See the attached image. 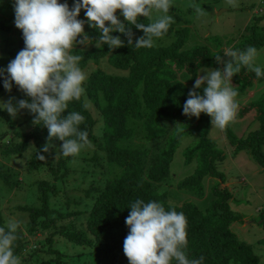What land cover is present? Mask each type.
<instances>
[{
	"label": "trees",
	"instance_id": "1",
	"mask_svg": "<svg viewBox=\"0 0 264 264\" xmlns=\"http://www.w3.org/2000/svg\"><path fill=\"white\" fill-rule=\"evenodd\" d=\"M67 1L58 0L60 3ZM261 17L253 16L252 24L245 28L248 34L239 44L231 45L230 49L243 51L248 46H254L259 50L264 46V27L259 25ZM77 19L83 20L80 15ZM155 19L140 17L139 22L147 25ZM122 23L128 26L126 21ZM7 29L0 22V30ZM132 31L135 43V39L143 36V32L134 26ZM84 33L90 37L91 43L86 46L76 44L71 50V54L82 57L79 62L82 70L89 62L98 63L106 58L111 66L126 71L125 75L107 74L102 69L92 71L83 84L85 94L79 100L70 101L62 113L66 116L68 112L76 111L85 118L79 129L87 131L88 140L95 147L94 153L86 156L90 161V170L96 173L91 176L90 183L82 191L79 190L81 194L78 198H68L67 189L57 182H64L72 170L67 165L72 156L65 157L60 153L55 161H50L46 157L47 153H41L46 159H38L43 145L49 142L56 148L62 142L55 139L48 141L47 128L42 123L34 124L31 113L27 118L32 123L31 129L25 133L12 131L8 141L0 144V154L3 156L22 155L29 150L31 155L26 164L27 171L43 169L52 177L35 182L39 207L16 206L17 210L28 215L29 235L35 237L40 232H46L38 245L45 244L44 252L50 257L37 263L35 261V264H69L63 258L61 249L53 245V238L57 235L66 242L87 249L92 257L90 264H129L123 253V241L129 232L125 219L131 203L136 199L160 202L166 211L175 210L186 216L187 247L184 250L189 259L203 256V264H260L252 246L240 240L231 230L232 224H242L244 217L230 209L229 202L235 196L228 187H221L225 177L217 170L216 164L224 161L226 156L208 137L211 118L204 113L198 119L183 114V105L189 91L193 89L198 71L204 67L219 68L222 64L215 61L214 56L217 54L227 59L223 57L221 39L212 40L213 49L206 45L185 49L189 28L184 26L177 29L172 23L164 35H173L174 40L168 46L136 49L134 45H128L124 34L113 32V36H119L124 41V46L109 51L107 44L96 47L99 32L89 27L87 21ZM18 34L16 50L9 52L13 58L24 48L22 31L18 30ZM261 69L264 70V65ZM4 75L7 76V73ZM263 81L264 76L258 78L254 72L242 66L230 83L241 95ZM203 87L196 91L203 94ZM3 90V78L0 77V93ZM11 92L14 101L27 99L30 102V98L14 82ZM85 99L101 119L99 134L94 133L97 120L85 107ZM250 112H253L257 123L254 130L240 138L234 136L228 126L223 132L232 147V157L244 152L264 170V93L239 108L236 118ZM5 117V110L0 107V118ZM183 121H189L183 128L170 125ZM186 135L195 136V140L183 152L185 163L195 162V169L191 175L179 180L176 188L202 198L205 193L203 180L215 179L209 188L212 197L203 210L191 202L171 205L167 192L159 191L160 184L169 176L173 154ZM135 137L140 140V144L129 145ZM9 170L0 171V181L9 188L19 187L20 180ZM262 187L264 189V181ZM59 197L64 198L68 211L50 207V200ZM78 206L82 209H77ZM75 216H83L82 220L77 221L81 228L68 225ZM259 217L260 227L264 230V210ZM0 227L7 230L1 210ZM17 235L13 251L20 257L24 255L25 248L28 249L30 240L25 238L20 228ZM258 243L264 245V236ZM36 251L40 250L30 252L33 254ZM173 264L176 262L173 261Z\"/></svg>",
	"mask_w": 264,
	"mask_h": 264
},
{
	"label": "clouds",
	"instance_id": "2",
	"mask_svg": "<svg viewBox=\"0 0 264 264\" xmlns=\"http://www.w3.org/2000/svg\"><path fill=\"white\" fill-rule=\"evenodd\" d=\"M227 4L238 6L236 0H227ZM171 7L172 0H74L71 9L66 2L58 0H15L14 24L22 31L24 48L6 69H0V77L5 90L10 92L14 82L30 102L20 99L13 104L10 99L3 104L4 110L16 117L20 110L27 109L33 114L34 124L42 123L47 128L48 141L62 142L63 156L78 155L90 144L87 131L79 129L85 118L76 111L68 112L66 116L62 113L70 101L79 100L85 94L83 84L87 73L79 67L82 57L71 54L76 44L86 46L91 43L84 33L85 21L77 19L81 9H84L89 27L99 32L96 47L107 44L111 51L124 46V41L113 36V32L124 34L128 45H134L136 49L153 47L154 38L163 37L174 23V18L168 15ZM193 8L197 16L205 15L203 8L197 5ZM117 10L127 27L116 15ZM154 10L162 15L147 25L139 22L140 17L151 20ZM133 26L143 32L135 43ZM78 37L83 38L78 40ZM257 55L254 46L243 51L225 49L223 57L227 59L215 55V61L223 64V68L206 69L203 75L197 76L183 105V114L197 119L201 113L207 114L212 126L224 129L235 120L239 107L236 100L239 93L230 83L232 77L242 66L258 78L264 76V70L254 63ZM202 85L206 86L200 94L196 90ZM53 148L49 142L43 145L38 159H46L41 153H49ZM129 209L125 219L129 232L123 241V253L129 264H173V261L176 264H203V256L189 259L186 255L187 218L182 212L166 211L162 203L142 199H136ZM21 223L11 219L7 230L0 227V264H21L13 251Z\"/></svg>",
	"mask_w": 264,
	"mask_h": 264
},
{
	"label": "rangeland",
	"instance_id": "3",
	"mask_svg": "<svg viewBox=\"0 0 264 264\" xmlns=\"http://www.w3.org/2000/svg\"><path fill=\"white\" fill-rule=\"evenodd\" d=\"M71 9L74 0L66 2ZM237 7H232L227 4V0H172V10H169L168 15L174 18V27L180 29L184 26L189 28L188 40L185 44V49L192 48L196 45H206L213 49L212 40L221 39L222 48L229 49L231 45L239 44L248 31L245 30L247 25L253 22V16L261 17L259 25L264 27V5L260 0H236ZM14 0H0V22L4 23L8 29L0 30V69H6L8 63L14 58L9 55L10 50H16L18 30L14 24ZM193 5H197L204 9V16H197ZM260 9V11L258 10ZM84 21L86 20L84 9H81L80 14ZM162 13L153 11L152 18H158ZM118 18L124 22V18L120 15L118 10ZM173 35L164 36L154 40L156 46H168L173 42ZM227 42V43H226ZM229 43V44H228ZM258 55L255 58V65L262 67L264 65V46L257 50ZM217 67H204L201 68L198 75H203L206 69H216ZM223 68V64L219 66ZM96 69H102L105 73L111 75H125L126 71L116 69L111 66L107 59L104 58L98 63L89 62L83 69L87 76ZM194 85V83H193ZM192 85V86H193ZM206 86V85H204ZM235 88V87H234ZM262 93H264V81L254 84L251 88L247 89L243 94L238 95L239 108L255 101ZM12 100L13 104L14 95L12 92L3 90L0 93V107L4 109V103ZM85 104L90 110L93 117L97 120L94 128V133L99 134V127L101 119L97 114L94 107L91 106L89 101L85 99ZM7 117L0 118V144L7 142L10 138L12 131L25 133L32 127V123L28 121L30 112L27 109H22L18 112L16 117L10 116L5 110ZM8 119V120H6ZM189 121L172 122V127H185ZM179 125V126H178ZM257 123L254 121L253 112L248 113L244 117L235 118L227 126L234 136L240 138L247 132L254 130ZM195 126V125H194ZM208 137L213 140L217 148L221 149L226 156L225 160L216 164L217 170L224 174L225 182L221 187H228L234 194L235 199L229 202V207L232 211L244 217L242 224L234 223L231 230L237 237L249 243L252 246L254 253L259 257L260 264H264V245L258 243L259 239L263 238L264 230L260 227L259 214L264 210V201L259 193L264 194L262 187L264 181V172H261L259 166L251 161L247 155L231 156L233 152L229 140L224 134L223 129L212 126L211 121L209 125ZM195 140V136L186 135L182 138L179 146L175 150L172 160L169 165V176L164 182L160 184L159 191L167 192L168 203L171 205H180L184 202H191L197 205L201 210L205 209L208 205L211 194L209 188L215 179L205 178L203 180L204 196L197 198L189 192L179 190L176 184L184 177L191 175L195 169V162L186 164L183 156L184 150L189 147ZM129 145H139L140 140L135 137L128 143ZM264 152V146H263ZM95 147L91 144L85 146L81 152L72 156L67 165L71 170L64 182L58 181L59 186H64L67 189L69 199L78 198L81 194L80 191L83 187L90 183L91 176H95L94 170H90V161L86 156H91L94 153ZM61 153L60 145L50 150L46 157L50 161H55ZM30 151L22 155H8L3 156L0 154V171H13L18 180H20L19 187L9 188L0 181V210L2 211L3 218L6 223L9 220L15 219L21 221L20 231L24 233L25 238L29 239L28 249L24 251V255L20 256L21 264H35L38 261L49 258L50 255L45 253V244L38 245L45 237L44 233H38L35 237L27 232L29 225L28 215L25 212L16 209L18 205L39 207L40 203L37 200V189L35 182L40 179H52L50 174L45 170L27 171L26 164L30 158ZM91 171V172H90ZM80 190V191H79ZM257 195L259 196L257 198ZM240 200V201H239ZM50 207L58 211H68L64 204V198L59 197L50 200ZM79 207V206H78ZM77 209H82L79 207ZM83 216H75L70 219L68 225L74 228H81L78 225V220H82ZM65 221V219H64ZM53 245L60 248L64 253V259L69 264H90L92 257L89 255L87 249L80 246L66 242L57 235L53 238ZM31 250H40L32 254ZM32 254V255H31ZM233 264V263H230Z\"/></svg>",
	"mask_w": 264,
	"mask_h": 264
},
{
	"label": "crops",
	"instance_id": "4",
	"mask_svg": "<svg viewBox=\"0 0 264 264\" xmlns=\"http://www.w3.org/2000/svg\"><path fill=\"white\" fill-rule=\"evenodd\" d=\"M238 155H246L244 152H240V153H238L236 156H235V159L237 158V156ZM259 169H261L260 167H259ZM261 172L263 173L264 172V170L263 169H261ZM260 195H261V197H262V200H264V194L263 193H259ZM259 196L257 195V198H258ZM240 201V200H239Z\"/></svg>",
	"mask_w": 264,
	"mask_h": 264
},
{
	"label": "built area",
	"instance_id": "5",
	"mask_svg": "<svg viewBox=\"0 0 264 264\" xmlns=\"http://www.w3.org/2000/svg\"><path fill=\"white\" fill-rule=\"evenodd\" d=\"M260 3H261V4H264V3H263V0H260ZM258 10L260 11V9H259V8H258Z\"/></svg>",
	"mask_w": 264,
	"mask_h": 264
},
{
	"label": "water",
	"instance_id": "6",
	"mask_svg": "<svg viewBox=\"0 0 264 264\" xmlns=\"http://www.w3.org/2000/svg\"><path fill=\"white\" fill-rule=\"evenodd\" d=\"M14 2H15V0H14Z\"/></svg>",
	"mask_w": 264,
	"mask_h": 264
}]
</instances>
